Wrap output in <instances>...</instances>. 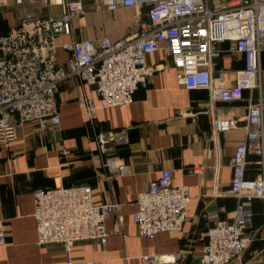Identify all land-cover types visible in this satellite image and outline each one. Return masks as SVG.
<instances>
[{"label": "built area", "instance_id": "built-area-1", "mask_svg": "<svg viewBox=\"0 0 264 264\" xmlns=\"http://www.w3.org/2000/svg\"><path fill=\"white\" fill-rule=\"evenodd\" d=\"M29 1L40 8L38 12L49 13L28 11L19 25L0 36V144L15 139L16 121L36 126L43 134L58 127V91L73 78L92 88L100 107L132 103L135 93L151 84L147 55L159 51L163 44L179 70L180 85L208 92L211 106L247 100L243 124L218 113L212 117L217 155L219 133L228 135L242 128L248 139L237 145L229 161L232 179L228 194L240 201L239 210L231 219L206 214L210 225L201 256V264H246L243 256L250 239L243 208L253 200L264 201V99L255 101L252 94L261 88L264 0ZM1 6L0 0V14ZM94 8L109 12L135 9V25L116 40L79 39L75 20L85 18ZM225 42H231V49L242 55L245 67L216 75L215 61L223 53L219 45ZM59 49L68 54L64 64L58 62ZM93 93L79 97L91 119H95L99 107ZM111 139L116 143L127 141L125 133H101V152L107 151ZM252 153L260 157V171L254 178L248 177ZM105 165L115 174L128 171L127 165L116 158L106 160ZM190 200L188 187L175 185L173 171L165 169L159 179L151 181L137 196L133 222L138 235L153 238L163 232L181 231ZM34 203L38 243L60 245L67 251L80 241L106 244L107 219L120 209L116 202L95 201L92 187L84 184L38 189L34 191ZM5 242L6 233L0 230V245ZM180 259V254L174 259L163 255L144 257L148 264H178ZM67 264L98 263L70 259Z\"/></svg>", "mask_w": 264, "mask_h": 264}, {"label": "crops", "instance_id": "crops-1", "mask_svg": "<svg viewBox=\"0 0 264 264\" xmlns=\"http://www.w3.org/2000/svg\"><path fill=\"white\" fill-rule=\"evenodd\" d=\"M21 2L1 0L0 36L19 25L26 12L40 9L29 0ZM123 16L129 20L130 32L137 12L127 9ZM142 17L147 20L145 13ZM74 24L79 29V39L108 37L89 30L88 26L95 24L90 16L76 19ZM125 34L121 32L116 39ZM219 47L223 53L215 61L216 75L245 67L242 55L231 49V42ZM67 57L63 49L58 50L59 63H66ZM146 64L152 71L151 84L147 89H139L130 104L100 107L92 88L73 78L58 91V127L43 134L36 126L16 121L15 139L0 144V230L6 233L5 244L0 245V264H67L70 259L98 264H148L146 256L174 259L179 254L178 264H201L210 225L206 214L231 219L239 210L240 201L228 194L232 179L229 161L237 145L248 139L242 128L228 135L219 133L217 155L212 117L218 113L243 124L247 100L211 106L208 92L180 85L179 70L163 44L159 51L147 55ZM87 93H93L99 106L95 119H91L86 104L79 100ZM252 94L255 101L264 99V53L261 88ZM101 133H125L127 141L116 143L111 139L103 153L98 145ZM110 158L124 162L127 173H112L105 165ZM259 158L253 153L249 155L248 177L259 173ZM165 169L173 171L175 185H185L190 191L187 221L181 231L141 237L133 222L137 196L151 181L159 179ZM83 184L92 187L95 201L120 205L119 211L107 219V243L80 241L69 251L60 245H40L34 191ZM243 209L250 239L244 262L264 264V201L256 199Z\"/></svg>", "mask_w": 264, "mask_h": 264}, {"label": "rangeland", "instance_id": "rangeland-1", "mask_svg": "<svg viewBox=\"0 0 264 264\" xmlns=\"http://www.w3.org/2000/svg\"><path fill=\"white\" fill-rule=\"evenodd\" d=\"M125 10L127 9L109 12L103 9L97 10L94 8L87 15V17L90 16L91 21L95 22V24L88 26L89 30H95L97 31L96 35H106L111 39H116L121 32L127 34L130 30V26L128 25L129 20L124 19L123 16V11ZM135 22L136 17H133L132 27L135 25Z\"/></svg>", "mask_w": 264, "mask_h": 264}, {"label": "trees", "instance_id": "trees-1", "mask_svg": "<svg viewBox=\"0 0 264 264\" xmlns=\"http://www.w3.org/2000/svg\"><path fill=\"white\" fill-rule=\"evenodd\" d=\"M253 201H255V200H253ZM253 201H252V202H253Z\"/></svg>", "mask_w": 264, "mask_h": 264}]
</instances>
